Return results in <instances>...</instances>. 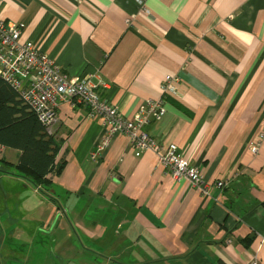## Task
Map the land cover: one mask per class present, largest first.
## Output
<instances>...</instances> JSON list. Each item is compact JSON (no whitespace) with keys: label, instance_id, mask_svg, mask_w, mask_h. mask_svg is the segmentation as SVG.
Wrapping results in <instances>:
<instances>
[{"label":"crops","instance_id":"1","mask_svg":"<svg viewBox=\"0 0 264 264\" xmlns=\"http://www.w3.org/2000/svg\"><path fill=\"white\" fill-rule=\"evenodd\" d=\"M143 6L0 0V16L65 73L91 77L100 98L125 118L149 99L163 100L164 113L145 131L164 147L176 144L210 193L171 177L155 151L137 156L124 132L98 152L104 119L68 102L60 104L55 126L56 161L65 165L49 175L51 186L41 191L1 160L0 179L18 178L39 195L40 231L54 236V245L61 234L69 237L66 246L53 247L59 260L83 251L82 264H264V138L251 151L264 115V0H144ZM168 75L178 77V87L164 96ZM19 154L0 145L8 163ZM9 183L0 184V252L15 257L7 241L23 218L10 203L23 193Z\"/></svg>","mask_w":264,"mask_h":264},{"label":"built area","instance_id":"2","mask_svg":"<svg viewBox=\"0 0 264 264\" xmlns=\"http://www.w3.org/2000/svg\"><path fill=\"white\" fill-rule=\"evenodd\" d=\"M141 6L144 0H139ZM144 7V6H143ZM0 77L19 94L22 102L36 113L50 135L56 134L59 122L58 108L62 102L88 107V117L101 116L107 125V134L98 146V152L106 149L113 137L121 132L128 135L139 156L142 151L153 150L159 162L169 169L175 180L188 179L201 193L208 195L210 189L199 167L192 165L178 152L176 144L162 146L144 129L153 117L165 111L164 101L147 100L132 118H125L114 104L103 100L97 93V85L91 77H76L65 73L46 53L31 40H21V29L16 23L7 22L0 16ZM178 77L168 75L163 83L164 96L177 90ZM264 138V115L262 132L251 146L256 153ZM223 181L218 182L222 187ZM253 264H259L254 261Z\"/></svg>","mask_w":264,"mask_h":264},{"label":"trees","instance_id":"3","mask_svg":"<svg viewBox=\"0 0 264 264\" xmlns=\"http://www.w3.org/2000/svg\"><path fill=\"white\" fill-rule=\"evenodd\" d=\"M0 145L20 150L16 163L5 166L45 192L51 186L50 174H60L64 162H57L59 143L50 135L36 113L19 98L18 92L0 77ZM9 172V171H8ZM264 209V201L261 203ZM247 241V240H246Z\"/></svg>","mask_w":264,"mask_h":264},{"label":"rangeland","instance_id":"4","mask_svg":"<svg viewBox=\"0 0 264 264\" xmlns=\"http://www.w3.org/2000/svg\"><path fill=\"white\" fill-rule=\"evenodd\" d=\"M7 170L10 173L13 171V169ZM2 177L3 178L0 179V184L3 183L4 185L10 182L7 185L12 188L17 187L18 191H22L21 193H23V199H11L10 207H15L17 209L19 207L18 210H21L22 213L19 216L22 215L21 217L23 219L19 221V225L15 224L14 229L16 233L13 237L8 238L10 241H7L11 242V244H9V249L12 248L15 257H11L10 255L8 256L6 252H0V264H2L3 260L6 262L5 264H82V260L84 261L82 255L85 254L83 251H68L67 254L70 256V261H67L66 258H64L65 260L57 259L56 253H60L59 251L56 252L53 247L57 244L62 247L66 246L65 242H67L69 237H65L64 234H61L59 236V241L54 245L52 238L54 236H50V234L40 231L41 225L37 224L36 218H38L39 215L36 210H39V203L41 200H39V195L33 192V187L25 190L22 187L21 180L18 178H10L6 175ZM1 199L2 198L0 197V200ZM33 229L35 230V233H28V230ZM78 238H81V236L74 234L73 239L78 241ZM59 245L56 246L57 250L60 248Z\"/></svg>","mask_w":264,"mask_h":264}]
</instances>
